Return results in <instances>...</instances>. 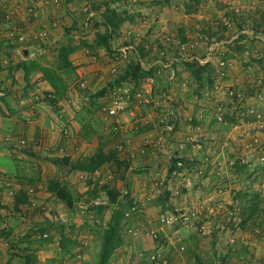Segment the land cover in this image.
<instances>
[{
    "label": "rangeland",
    "instance_id": "374dc122",
    "mask_svg": "<svg viewBox=\"0 0 264 264\" xmlns=\"http://www.w3.org/2000/svg\"><path fill=\"white\" fill-rule=\"evenodd\" d=\"M141 1L151 3L152 6L150 5L149 8L152 9L144 10L143 18L136 9L132 10L130 12L132 16L137 12L135 18L138 21L135 22L138 25L134 23L130 27V25L123 24L119 34L124 35L125 38L123 39L125 40H117L114 45L116 48H124L123 43L130 38L127 36L129 32L132 28L139 27V33H135L133 44L130 46L136 48L137 45H143L145 47L148 55L142 62L143 67L149 69L150 65L158 64L156 59L159 58L161 51L164 52L165 50L163 62L166 66L170 65V61L179 59V62L172 65V69L175 71V79L170 82V68L157 67L154 70L153 81L144 80L137 91L143 94L142 98L147 99L148 103H154L155 106L145 105L142 100H139L142 102L132 101L133 105L126 110L124 115L118 118L121 128L118 132L113 133L110 122L101 123L103 119H99L97 122L98 113L96 112L93 115L88 113L93 107L90 105L87 95L99 91L108 84L109 80H112L114 76L112 73H116L115 65L119 62L121 65L127 55L126 52L118 56L119 61L117 63L113 59L111 63L107 64L108 59L101 57V60L96 62L97 65L95 66L90 65L91 63L84 64L83 61L76 58L75 61L79 64L76 70L79 67H84V70L80 72V75L76 72V76H72L70 80H67L69 87L72 89V91L68 89L71 94L65 95L55 104H51L43 97L44 91L40 90L39 85L35 83L40 80L44 82L40 78V74L31 76L29 81L34 85L36 84V86L31 91L32 95L29 94L30 98L39 94L41 97L39 104L46 103L47 105L44 113L41 112L40 108V114L35 117L36 121L40 120V123H34V125L37 126L38 124L42 127L44 131L38 134L37 128H35L33 133L29 131L31 133L28 134L30 135L29 138H17L18 142L13 145L17 150L12 153V157H14L12 163L11 158H9L11 156H6L9 181L1 184L7 188V193L2 198L0 197V229H3V227L12 229L14 227L15 230L18 229V232H16V238L12 236L13 234L11 235L14 238L13 242L11 237L9 239L0 237V255L3 258L0 264H17V256L22 257V255L30 253V250H23L26 247L31 250L38 247L35 248L38 250L34 252L37 264H96V255L99 251V235V238L94 237V234L86 236L85 244L72 248V255L70 257L66 256L63 261L58 246L59 227L51 229L50 233L54 241L49 243H28L25 241L24 235H20L21 229L30 228L32 225H37L36 223L54 222L57 225L64 223L67 234L72 230L80 238L92 229L101 230L100 233H102V230L110 223L113 207L104 210L101 222L96 212L97 207L108 205L107 195L101 189V186L112 179V172L107 167L96 170L91 175L68 172L65 165L57 166L52 161L57 158H52L49 154L48 148L55 147V145L52 146L51 135L56 132L59 134V128L66 120L67 123L70 122L73 132L77 135V137H72L73 141L76 142V145L78 142L81 144L80 148L76 147L75 144L71 143V140V142L56 150L60 158L66 155L70 157L69 165L75 163L80 157L95 151L100 133L103 134V141L110 139L107 146L112 148L122 149L120 146H123L122 144L126 139L128 140L126 141L130 149L129 152L127 151L131 163L130 169L136 167L139 170L131 173L129 177L131 197L134 203H138L135 207L133 206L134 208L132 207L133 209H130L129 214H126L130 222L122 227L128 251L132 244L141 250L142 245H144L140 244L141 239L147 233L151 235L156 231H166L168 236H164V239H169L170 245L173 246L172 249H176L180 254L181 251L184 252L190 247L188 246V239L191 236L196 237L194 229H201V226L204 228L203 222L209 221L207 223L211 227L206 235L216 239L217 250L220 249L219 251H221V254L219 253L217 256L220 264L221 259H224L227 253L240 254L238 258L242 261V264L245 260L253 264L248 258L251 254L257 258L261 256L264 260V233H261V231L258 236L251 234V232L257 231L255 229L262 230L256 228V226L264 223L261 222L264 221V170H262L264 168V127H261L260 123L252 117L255 113L264 115V43H251L250 40H254V38L248 34L246 35L249 40L244 38L234 42L238 35L243 34L245 31L255 33L250 27H255L258 31H264V24L261 23L264 21L262 20L264 18H261L264 15V0ZM63 2V0H59V4L54 5L51 2L43 3L41 0H0V83L5 89L12 88L14 92L19 88L17 91L21 92L22 95L28 93L23 70L19 67L15 68L20 65L18 63L21 62V54L17 55L18 50H12L10 47L11 44H17L15 38L19 33L28 38L26 44H17L20 48L23 47L28 51L25 56L29 55L28 58L34 59L42 66L52 65L56 56L54 49H57L59 41H63L66 35H69V32L66 34L67 28L63 30L64 26H61L64 35L66 34L65 36L60 35L58 31L49 32L45 28V30L43 29L45 31L43 40L40 37L34 40H31V38L42 31L40 29L43 28L36 23L38 22L37 19L41 18H35L39 14L40 8L38 6L41 5L49 10L51 9L49 13L59 16L61 13L63 15L66 10ZM3 3H7L8 6L4 8ZM129 6H131L130 2ZM135 7L136 5H134ZM188 7L191 8L189 13L186 11ZM9 8L10 10H8ZM30 9H32L31 12H29ZM164 11L170 13V19L167 22H165ZM47 14L48 11L46 10L44 15ZM44 15L43 24L46 23ZM13 16L14 18H12ZM234 17L238 18L239 21H244L248 27L247 30H244L243 33L242 31L239 32L237 27L234 26ZM55 19L53 21H57ZM12 20L14 22L11 23ZM127 20L129 21V19ZM139 20H141V23ZM141 24L145 25L142 26ZM91 30L87 28L85 30V36L89 37L88 39H92L90 38ZM179 30L183 31L187 43L178 44ZM220 37L222 39H218ZM45 38L49 40L44 42ZM6 40H8L7 43ZM52 40H55V42H52ZM170 41L175 44H170ZM50 42L52 45H50ZM221 42L222 44L209 55L211 44ZM49 48L51 50H48ZM10 53H13V56L16 54V56H10ZM102 53L106 52L103 51ZM207 55L210 60L205 63L204 59ZM198 59L203 60L205 64ZM182 60L189 62L195 60L203 66L209 64L213 69L214 86L218 89L216 90L214 86L212 89L205 88L204 91L201 90L200 96L196 95L199 88L190 79L189 70L180 64ZM220 61H225L228 64L221 70L216 68L217 63ZM111 70H114V72H111ZM45 84L47 85V83ZM131 84L123 86L125 89H129L130 86H133ZM167 85L169 86L168 90ZM231 92H234V95H230ZM168 93L170 95L166 98ZM236 101L241 102V104L237 105ZM99 102H102V100H99ZM160 104H162V107H166V110L172 112L176 110L178 112L181 118L177 121L175 127H161V123L171 121V116L166 113L167 120L163 119V116L161 117L165 112L157 110V106ZM194 107H202L208 110L204 113L208 116L207 122H202L201 119H196L195 123L190 122V119H193L191 112ZM249 110L253 111L252 116L249 114ZM153 113L156 116H153ZM43 114L45 115L43 116ZM153 117H155L154 120ZM89 125L92 128H89ZM67 129L70 131L69 127ZM198 129L200 130L197 131ZM64 130L62 128L60 133ZM226 131L229 134L227 133L228 135L225 137L222 133H226ZM234 133L246 134L249 139ZM232 134H234L233 137ZM220 135L222 137H219ZM8 140H11L10 136ZM119 140L123 141L117 142ZM186 148L194 149L197 152L196 158L194 153L191 154V158L196 159L195 164L188 166L185 171H182L183 174H180L176 179L170 175L166 185L160 187L167 178L170 166L169 157H172L173 152H181ZM24 149H31V151L24 153L22 152ZM201 153L203 156L200 159L199 154ZM32 154L33 156H30ZM250 156L251 158H249ZM166 157L168 158L166 159ZM247 157L249 160H247ZM25 158L30 159V165L32 164L28 168L27 174L36 178L39 172L47 176L45 178H48L49 181L57 179L60 186L66 185L67 189L72 192L73 197L77 198L78 202L74 206L80 202L88 204L91 207L90 212L80 213L65 209L63 204L55 201L54 197H51L48 192H45L47 198L43 210H36L33 204L20 205L19 208H16L15 197L17 194L14 195L12 190L14 192L21 190L20 183L24 185L25 180L22 179L26 171L23 170L20 173L23 177H20V174L19 178L14 177V171H17L15 162H21ZM140 161L144 162V166L139 165ZM40 162L44 164V167ZM244 166L246 167L244 168ZM2 177L7 178L5 174ZM151 182L148 192L145 188H148ZM11 183L14 184V188L16 186L15 189L17 190H14L13 185L9 187ZM95 185L98 188V195L92 199L88 192L92 191ZM116 187L121 193L120 199H124L122 195L126 193V189L122 182H118ZM166 189L170 191L167 201L155 205L153 201L158 198L159 194L164 197ZM203 195H205L204 198L209 196L212 199L211 202L207 201L209 203L207 205L213 206V208L219 206V213L216 216H210L208 220H204L201 215V205L203 203L199 201H202ZM32 197L30 195V201L33 203L35 199L33 200ZM94 201L103 202V204L96 205L93 203ZM249 202H252V205L256 208L258 205V212L253 213L251 218L246 220L245 213L247 211L244 207H247ZM76 207L78 208V206ZM237 207H239L238 212L243 215L241 226L237 224V220L224 217V211L227 208ZM192 212L196 216L198 215V220L195 216L196 219L191 223V226L183 217L187 214L191 215ZM214 214H216L215 211ZM85 223L89 227L81 229ZM48 230L49 228L45 229V231ZM237 230L244 231L245 239L243 242L236 243L237 245H231L228 241L231 236H235ZM176 232L178 234L174 236ZM236 236L238 235L236 234ZM161 242L164 244L163 240ZM207 242L210 243L209 240ZM3 243L8 244L9 247L15 244L17 247L8 249V246L4 247ZM164 246L165 244H157L147 254L145 250L139 251L138 255L145 254L144 258L142 257L144 262L142 260L134 264H161L159 261H152L150 256L152 254L159 255L160 259L165 261L164 251L167 248L165 247L164 250ZM244 248L246 249L245 253L243 252ZM224 252L225 254H223ZM114 253L108 264H129V261L124 263L123 253L122 255L120 251ZM228 263L230 262L228 261ZM260 264H264V262Z\"/></svg>",
    "mask_w": 264,
    "mask_h": 264
},
{
    "label": "trees",
    "instance_id": "16d2710c",
    "mask_svg": "<svg viewBox=\"0 0 264 264\" xmlns=\"http://www.w3.org/2000/svg\"><path fill=\"white\" fill-rule=\"evenodd\" d=\"M113 2L114 0H111L110 2H106L107 4L106 11L101 15L100 24L103 25L105 28L103 32H101L100 30H97L94 33V37L92 39H88L86 37L81 36V38L78 39L79 42H77V40L75 39L76 36L74 35L73 31L78 30V28L77 26H75L77 24L76 21H74L75 19H73L74 22L72 26L67 28L66 30V34L69 32V35L65 34L66 35L65 39L59 43V45L56 47L57 49H54L56 56H55L54 61L52 62V65L49 64V66L48 65L42 66L34 60H28V61L21 63L17 67H15V68L19 67L23 70L24 79L26 82L29 81L28 79H30V75H35L38 73L40 74L39 75L40 78L45 83H47V85L51 89L50 91L43 92V95H44L43 97H45V99L49 101L51 104H55L56 102H58L59 99L63 98L66 95L68 88H69V84L67 83V80H70L72 76H76V67L78 65L76 66L74 65L73 55L75 52L85 51V50L88 52H92V55L94 56V61L96 63L101 60V55L98 52V50L103 49L106 51V54L108 55L106 56V58L108 59L107 64L111 63L113 59L115 63L119 61L118 56H121L122 52L120 48H116V49L113 48L112 41L114 39V36H117L119 34V31L121 30L122 25L127 21V19L132 20L134 18V16L129 15L130 13H128V11L130 10L131 12L132 10H134V5L138 4L139 1L137 0V2L132 3V0H129L131 4L130 9H129V6H127L128 4L123 5L122 7H118V6L112 7L111 4ZM186 11L187 13L191 12V8L188 7ZM14 16L16 15L14 14ZM14 16L12 18H14ZM261 18H264V15H262ZM90 20H92V18L89 19V21ZM234 20H235L234 26L237 27V30L239 32L247 30L248 27L246 26L244 21H239V19L236 17H234ZM12 22H14V20H12L11 23ZM261 23L264 24V21H262ZM250 28L254 30L255 32L254 34H258V33L264 34V31H258V29H256L255 27H250ZM127 36H129L130 38L123 43L124 47L128 48L126 50L127 55L124 57L121 65L119 64L120 62L115 65L116 73L115 72L112 73L114 75L112 80H109L108 84L102 87L99 91L87 95L90 105L93 107V109L88 111L90 115H93L94 113L97 112L98 115L102 116V118L105 117L104 107L109 104L110 98H112L111 93L113 92L114 89L115 90L119 88L123 89L124 88L123 85L132 83L131 85L133 86H130V88L128 89L127 95L130 98L134 99L136 92L140 89L141 82L146 80L148 77L154 78V75H155L154 70H156V68L159 66L162 67V65L158 63V64L150 65L149 69L144 68L142 65V62L145 58H147L148 52L146 51L143 45H137L136 48L130 46L131 44H133V38L135 37L134 33L129 32ZM178 36H179L178 44L187 43L186 42L187 38L184 37L185 35L182 30H179ZM244 38L248 39V36L244 33L240 34L238 35V37L236 38L234 42L240 41L241 39H244ZM218 39H222V38L220 37ZM45 40L47 42L46 38L44 39V42ZM5 42L7 43L8 40H6ZM250 42L253 44H257V43H260L261 41L254 38V40H250ZM170 44H175V43L170 41ZM50 45H52V43ZM10 47L12 50H19V51L22 50L20 46L17 44L15 45L11 44ZM48 50H51V48H49ZM164 53H165V50L164 52L161 51L159 58H157L156 60L164 61ZM180 64H182V66L184 65V67H186L189 70L190 79L194 83L197 84L199 89L198 91H196V95L200 96L201 90L204 91L205 88H208V89L213 88L214 83H215V78L213 76V71H212L213 69L209 64L204 65V66L199 65V63H197V61L195 60L191 62L182 60ZM112 71L113 70H111V72ZM168 89H169V86L167 85V90ZM3 90L7 91L6 89H3ZM169 95L170 93L167 94L166 98H168ZM5 97H3L2 99L4 100ZM99 100H102V102H99ZM146 105L155 106L154 103H148ZM157 108H158L157 109L158 111L165 112L164 115H161V117L163 116V119L167 120L166 113H169V115L171 116L170 117L171 121H169L168 123L166 122L161 123V127H164V128L168 126L175 127L176 124L178 123L177 121L179 120L178 112H176V110L175 112L166 110V107H162V104L158 105ZM174 116H176L175 120H174ZM192 116H193L192 117L193 119H190V122L195 123L197 118L196 116L193 115V113H192ZM116 120H118L116 117H110L106 120L103 119V122L105 121L110 122L109 124H111V127H112L111 131H113V133L118 132L119 129L121 128L119 123ZM88 127L92 128L90 127V125ZM67 128L68 127H65L64 129L68 130ZM70 134L71 132L64 133V131H62L61 133V135L64 137H67ZM109 140L110 139L103 141V134L100 133L98 135L97 146H96L95 151L89 155L80 157L75 163H70V165H69L70 157H68L67 155L61 158L52 160L53 162L56 163L57 166L65 165L67 167L68 172H80V173L91 175L96 170L103 169L106 167L108 168L109 171L112 172V175H113L112 179L108 181V183H105L101 186V189L105 191L107 195L106 197H107L108 205L97 207L98 209L96 212L99 215L100 222H101L104 210L109 207H113L112 216L110 217V221H109L110 223L105 229L102 230V233H100L101 230H98V229H92L90 232L87 231L88 235L94 234V237L97 238L98 235L100 237V238L98 237L100 240H99V251L97 252V255H96L97 257L96 264H108V262H110V260L112 259L111 257L114 256L115 254L114 252H117L121 247L126 245L125 235H123L122 227L124 224L130 222V219L127 218L126 214H129L130 209L133 206L135 207L136 203H138V202L134 203L131 197L132 196L131 192H130V188H131V183L129 180L130 174L135 173L136 171L138 172L139 170H137L136 167L133 169H130L131 163L129 162V159H128L129 158L128 152L130 150L129 146L127 145L128 140L126 139L127 141L125 140V142L122 144L123 146H120L122 149H117V147L112 148L110 146H107L108 145L107 142ZM6 141H9V140H6ZM122 141L123 140H119L117 142H122ZM187 150H190V149L186 148L181 152L175 151L172 153V157H169L170 166L168 168L167 178L161 184L160 187L166 185L167 180L170 178V175L171 177L176 179L180 174H183L182 171H185V169H187L188 166H193L195 164L194 161L196 159L191 158V156L188 153L189 151ZM121 154L124 155V157H122ZM167 158L168 157H166V159ZM139 165L144 166V162L140 161ZM262 170H264V168H262ZM39 179L40 178H37L36 180H30V182L32 183V185H34L35 183L40 181ZM118 182H122V184L124 185L126 189V193L122 195L124 199H120L121 193H119L116 187ZM151 184L152 182L149 183L148 188L147 187L145 188V190H148V192H149V188ZM45 188L47 189L50 196L54 197L55 201L61 202L70 211H72L71 209H73L74 204L78 202L76 200L77 198L73 197L72 192L67 189V186L66 185L60 186V183L57 179H51V181L48 180ZM34 193L32 194L33 196L32 198L33 200L35 199L36 203L35 202L32 203L30 201L31 200L30 195H27V192L25 190L23 189L20 190L18 195H16L15 197L16 208H19L20 205L33 204V206H35V209H37L38 200L35 197L36 195ZM169 193L170 191L166 189L164 197L161 196V194H159L158 198L155 201H153L154 204L158 205V204L163 203L164 201H167V198L169 197ZM88 194L90 195V198L92 199L97 197L98 195L97 186L95 185L92 191L88 192ZM252 204H253L252 202L251 203L249 202V205H247V207H244L246 208L245 210L248 212V213L247 212L245 213L246 220L250 219L253 213L255 214L258 212V205L256 208ZM132 214H133V211H132ZM261 222H264V221H261ZM46 226L49 229H52L55 227L60 228V230L58 231V235H59L58 246L60 247L59 253L61 252L62 254L60 255L62 261H63V258H65L66 256L70 257L72 255V248L76 247L77 245L83 246L84 243H81L80 238H78L79 235L78 234L75 235V233H73L72 230H70V233H68L70 234V237H68V234L65 230L64 223L57 225V223L48 222ZM86 227L88 228L89 225L85 223L82 225L81 229H85ZM256 228L264 230V223L258 224ZM255 230H258V229H255ZM35 232L37 233H34V234L39 235L38 239L37 238L34 239L38 243H43V242L49 243L53 241V237H49V235L47 236V234L45 233L44 227L39 228V230ZM152 234L155 237L154 240H156L157 238L159 239V234H157L158 236L154 233ZM253 234L258 236L259 233L254 232ZM11 235H12V229L10 227H7V228L3 227V229H0L1 238L9 239ZM30 237H31L30 235L25 237V241L28 243H33L30 241ZM11 241L13 242L14 239H11ZM163 241L165 244L163 249L164 250L166 248L168 249V247L171 246L169 243V239H165ZM176 241H177V238H176ZM161 244L164 245L163 243ZM188 246L190 247L184 250V252L181 251L180 254L189 255L190 253L197 259L198 262H200V258L195 252L196 247L193 245V241H191V243L189 242ZM16 247L17 245L14 244L13 246L11 245L10 247L8 246V249L16 248ZM28 248L26 247V249H23V250L24 251L30 250V253L25 254L24 256L22 255V257L16 255L18 259L17 264H37V259L34 253L35 251H37V249L31 250ZM173 250H175L176 254H178V251H176V249H173ZM243 252L244 253L246 252L245 248L243 249ZM144 255L142 254L138 255V253H134L131 250L130 252H128L129 264H134L142 260H143L142 262H144V259H143ZM226 257H224V259H221L222 260L221 264H232L231 262L228 263ZM244 264H250V263L246 262L245 260Z\"/></svg>",
    "mask_w": 264,
    "mask_h": 264
},
{
    "label": "crops",
    "instance_id": "0c3cea01",
    "mask_svg": "<svg viewBox=\"0 0 264 264\" xmlns=\"http://www.w3.org/2000/svg\"><path fill=\"white\" fill-rule=\"evenodd\" d=\"M63 1H64L63 5H64V8L66 10H65V13L63 15L61 13L59 16L54 14V13H49L51 9L49 10L48 8H44V6L42 7L41 5L38 6L40 8L39 9V14H37L38 16H35V15L34 16H35V18L41 17V18L37 19L38 22H36V23L39 24V26L41 25L43 27L40 30H43V29L45 30V28H46V29H48L49 32L58 31L60 33V35L65 36L63 30L66 29V28L71 27L73 22L76 21L77 24L76 25L74 24V25L77 26L78 30H75L76 32L74 31V35L76 36V37L75 36L74 37L77 40V42H79L78 39H80L81 36L82 37H86L85 36L86 28L87 29H92L90 38L94 37V33L97 30H100L101 32H103L105 30L104 26L100 24V20H101V15L106 11V5H107L106 2H110L111 0H63ZM120 2L122 4H120ZM143 3H145V4H143ZM150 4L151 3H147L145 1H141L140 0L139 3L136 4V7L134 9H136V11L138 12V14H140L141 17L142 16L144 17V10L152 9V8H149ZM111 5H112V7L113 6L122 7L123 5L129 6V0H114V2ZM151 6H152V4H151ZM129 9H130V6H129ZM46 10L48 11V14L44 15ZM136 11H134V12H136ZM137 12H136V14H137ZM139 12H141V13H139ZM128 13H130V10L128 11ZM164 13H165L164 16H165V19H166L165 22H167L170 19L169 18L170 17V13H169V11L168 12L164 11ZM136 14H134V18L132 20H129V21L127 20L124 23V25L125 24L126 25H130V27H131V24H134V23L138 25V23H136L138 21V19L135 18ZM43 15L45 16V20H46V23H44V24L42 23L43 22L42 20H44L43 19L44 18ZM55 18H57V19H55ZM83 18H85V19H83ZM91 18H92V20L89 21V19H91ZM54 19L57 20V21H53ZM73 19H75V20L73 21ZM34 21H35V19H34ZM139 22L141 23V20H139ZM144 25L145 24H143L142 26H144ZM61 26H64L63 30L61 29ZM138 29H139V27L135 28V29L132 28L130 33H134V35H135L136 32L139 33ZM86 38H89V37H86ZM123 38H125V37L122 34L121 35L118 34L117 36H114V39L112 41L114 49H116V47L114 45L115 41L121 40ZM48 40L49 39L47 38V41ZM55 40H52V42H55ZM123 40H125V39H123ZM60 42L61 41H59V43ZM21 49L22 50H20V51L16 50L17 51L16 52L17 55L21 54V62L18 63V64H21V63H23L25 61H28V60H34V59H31V58H28L29 55L28 56L24 55L23 47ZM103 51H105V50H103V49H99L98 50V52L100 53L101 57L105 58L108 55L106 53H102ZM16 54L13 56V53H10V56L15 57ZM73 57H74L73 59H74V65L75 66L79 65L75 61L76 58H79V60L83 61L84 64L86 63L88 65V64L91 63L90 65H94V66L97 65V63H95V61H94V56L92 55V52H88L86 50L85 51H78V52L74 53ZM13 66H14V64H13ZM83 70H84V67L83 68L79 67L76 70V72H77L78 75H80V72L83 71ZM31 76H33V75H30V79H31ZM30 79H28V80H30ZM35 83L39 85V89L40 90H43V91H50L51 90L50 87L48 85H46L44 82H42L41 80L40 81H36ZM26 84H27L26 87H27V90H28L27 95H22L21 92H18L17 90H19V88H17V90L14 91V92H13L12 88H9L8 90L6 89L7 90L6 91L7 94H6L5 99L1 100V103H2V106H3V112H2V115H0V197L1 198L4 195H6V193H7L6 192L7 188L3 187V185H1V184H2V182H8L9 181L8 180V178H9L8 177V170L6 169V161H7V157H9V156H11V157H9V158H11L10 159L11 163L13 162L12 160H14L13 159L14 157H12L13 156L12 153H14V151L17 150V149H15V146H13L14 144H16L18 142L16 139L19 138V137L29 138L30 135H28V134L33 133L35 128H37V133L38 134L41 133V132L43 133V131H44L42 129V127L38 126V124L36 126V125H34V123L35 122L40 123V120L36 121L35 117L40 114V110H39L40 108H41V112L44 113L47 105H46V103L45 104L44 103L39 104V103L33 102V99L30 98L29 94L32 95L31 91L33 89H35L34 87L36 86V84L34 85L30 81H27ZM0 88H4L5 89V87L1 86V83H0ZM68 89H70V91H72V89L70 87ZM70 91H68L66 96L71 94ZM201 106L203 107V105H201ZM202 107L201 108H198V107L195 108L194 107V109L191 112V114L193 113V115L196 116V118L198 120L201 119L202 122H205V121L207 122L208 121V119H207L208 116L205 115L204 113L206 111H208V110L207 109H203ZM169 111H171V110H169ZM44 115L45 114H43V116ZM153 116H156V114L153 113ZM180 118L181 117H179V120H180ZM39 119H41V117H39ZM99 119L100 120L103 119L101 115H98L97 121H99ZM154 119H155V117H153V120ZM175 119H176V116H175ZM64 121H65V119H64ZM102 122H103V120H101V123ZM65 127H69L70 128V132H71V134L69 136H67V137L62 136L61 133H60V130L62 128H65ZM199 130L200 129H198L197 131H199ZM29 131H31V133ZM227 133L228 132L226 131V133L223 132L222 134H223V136L226 137L229 134V133L228 134ZM38 134H37V136H38ZM234 134L235 135H240L242 137L245 136L244 138L249 139V137H247L248 135H246V134H236V133H234ZM234 134H232V137H233ZM8 136L11 137V140L6 141V138ZM74 136L77 137V135L73 132V128H71L70 122L67 123V120H66L65 123H63L62 126L59 128V134L56 132V133H53V135H51V138H52L51 139V143H52V146L55 145V147L54 148L53 147L52 148L49 147L48 151L50 152L49 154L52 156V158H60L57 155L56 150L59 149L61 146L71 142V140H72L71 143L75 144L76 142L73 141L74 139L72 138ZM219 137H222V135H220ZM75 146L80 148L81 144H79V142H78L77 145L75 144ZM29 151H31V149L22 150V152H24V153H27ZM187 151H189L188 153H189L190 156H191L192 153H194L195 155L197 154V152L194 149H190V150H187ZM33 152H35V151H33ZM16 153H18V152H16ZM201 154H199V156H201L200 159L203 156V154L202 155ZM30 156H33V154L30 155ZM55 156H58V157H55ZM196 157H197V155L195 156V158ZM249 158H251V156ZM249 158L247 157V160H249ZM29 160L30 159L27 160L25 158L21 162H15L17 171L16 170L14 171V177H18L19 178V174L23 170L26 171V173H24L25 174L24 178L22 179V180H25V182L23 183L24 185H22L20 183L21 190L22 189L25 190L27 192V195H28V191L30 189H33L34 192L36 193V194L35 193L34 194L36 195V198L38 200L37 201L38 209H36V210H40V209L43 210L44 202H45V199L47 198V196L45 195L46 194L45 192H48L46 190V188H45L46 184L48 182V178H45L47 176H45L42 173L40 174L39 172L37 173L36 178L34 176H30L29 174H27L28 168L31 167V165H32V164L30 165L31 162ZM15 161H17V160L15 159ZM11 163H10V165H11ZM39 165H38V167H39ZM41 165L44 167V164L41 163ZM245 167L246 166H244V168ZM4 174H5V177H7V178L2 177ZM20 177H23V176L20 174ZM37 178H40L39 179L40 181L35 183L34 185H32L30 180H36ZM12 185H13V188H14V184L13 183H11L9 185V187L10 186L12 187ZM33 186H35L36 188L33 187ZM15 188H16V186H15ZM15 188H14V190H17ZM12 192L14 193V195H15V193L18 195V193H19L18 191L14 192L13 190H12ZM9 193H11V192L9 191ZM204 197H205V195L202 196V201L200 200L199 202H202V203L205 202V206L209 207V206H207V203H208L207 201L209 199L207 201H206V199L210 198V197L209 196H207V198H204ZM63 207L66 209V207L64 205H63ZM144 218H146V217H144ZM207 222H209V221H207ZM207 222H205V221L203 222V225H204L203 230L202 229H194L196 237H192L191 236L188 239V241L190 243H191L190 240L193 241V245L196 247L195 252L199 256L200 262H198L197 259L193 255H191L190 253H189V255L176 254L175 250L172 249L173 246L171 245L170 247H168V249H166L164 251V258L168 260V264H207V263L212 264L218 259L217 256H218L219 253L221 254V251H219L220 249L217 250V245H215L216 244V241H215L216 239L215 238L212 239V236L209 237L208 235H206L208 229H210V227H211L209 225V223H207ZM36 224L37 225H32L30 228H26L24 230L21 229L20 230V235L23 234L24 237H27L28 235H30L31 236L30 237V241L31 242H37L34 239H36V238L38 239L39 235L38 234H34V233H37L35 231H38L39 228H42V227H44L45 229L48 228V227L46 226L47 222H45V223H36ZM50 231H51V229H49L48 231H45V233L47 234V236L49 235V237H52V234L50 233ZM146 231L148 232V230H146ZM16 232H18V229L15 230V228L13 227L12 228V234H13L12 236L14 238H16L15 236H17ZM154 234H156V235L159 234V239L157 238L156 240H154L155 239L154 235L151 236V235H149V233H147V235L143 236L144 239L143 238L141 239L142 242L140 244H144V245H142L141 250H139V248L137 246H134V244H132V246L129 247V251H128L126 245L121 247L117 252L120 251L121 255L123 253V261H124V263L126 261H129L128 252H130L131 250L134 253H139V251L145 250V252L147 254V253L150 252V250L152 251L157 246V244H161L162 240H165L164 236H168L166 231H164V232L163 231L162 232L161 231H156V233L154 232ZM177 234H178L177 232L174 233V236H177ZM68 237H69V234H68ZM14 238H12V239H14ZM208 240L210 241V243L207 242ZM155 244H156V246H155ZM260 244L262 246L261 242H260ZM35 248H38V247H35ZM35 248H33V249H35ZM217 251H218V253H217ZM125 252H127V254H125ZM223 254H225V252ZM226 255H227V257H226L227 260L229 262H231L232 264H242V261L238 258V256H240V254L227 253ZM250 257H251V259H250ZM248 258L251 261V263H253V264H260V263L264 262V260H262L261 256L257 258L256 256H253V254H251ZM1 260H3L2 255H0V261ZM196 262H198V263H196Z\"/></svg>",
    "mask_w": 264,
    "mask_h": 264
},
{
    "label": "built area",
    "instance_id": "2783aa9c",
    "mask_svg": "<svg viewBox=\"0 0 264 264\" xmlns=\"http://www.w3.org/2000/svg\"><path fill=\"white\" fill-rule=\"evenodd\" d=\"M41 1L43 3L51 2L54 5H58L59 4V0H41ZM135 2H137V0H132V3H135ZM7 6H8L7 3H3V7L4 8H6ZM8 10H10V8ZM31 11H32V9L29 10V12H31ZM10 16H12V15L10 14ZM242 33H243V31H242ZM244 33L248 34V35H250V37L258 39L262 43H264V34H262V33L254 34L253 32H249V31H245ZM20 34L21 33H19L16 36V38H15L16 43L17 44H26V42H27L26 40L28 38L23 36V34H21V35ZM43 36H45V32L44 31H39L38 33L35 34V36H33V38H31V40L38 39L39 37L42 39ZM182 44H185V43H182ZM220 44H222V42L221 43H216V44H211V46L209 48V55H211L212 52L214 51V49H216ZM127 49H128L127 47L120 48L122 53H125ZM209 60H210V57L207 55V57L204 59V62L208 63ZM199 61L201 63H204L203 60H199ZM176 62H179V59H174V60L170 61V65L166 66V64L163 61H157V63H160L163 67L170 68V73H169L170 82H171V80L175 79V73H174L175 71L172 69V65L174 63H176ZM226 65H228L227 62L220 61V62L217 63L216 68L221 70ZM112 72H114V70ZM146 80L151 82V81H153V77H148ZM214 88L216 90L218 89V87H216V86H214ZM3 89L4 88H0V115L3 112V106H2L1 100L7 94L6 91L3 90ZM127 94H128V89H125V87L123 89L119 88V89H116V90L114 89L113 90V92L111 93V97L112 98H110L109 104L104 107V111H105V117H103L104 120H106V119H108L110 117H116L118 119L121 115H124L126 110L129 109L133 105L132 101L137 100L138 102H142L143 101L144 103H148L147 99L142 98L143 94L141 92H137L135 94V96H134V99L130 98ZM230 95H234V92L233 93L231 92ZM32 99H33V102H35V103H39L41 101V97L39 96V94H36L35 96H33ZM139 100H142V101H139ZM236 102H237V105L241 104V102H238V101H236ZM234 109H236V107H234ZM249 114L252 116L253 111L249 110ZM252 117H254L258 121V123H260L261 127H264V115H262L261 113H255V114H253ZM116 121L118 122V120H116ZM69 132H70L69 130H64V133H69ZM8 137L6 138V140H8ZM33 193H34L33 189H30L28 191L29 195H32ZM207 200H208V202L212 201L211 198H207L206 201ZM93 203L96 204V205L103 204V202L101 203V202H98V201H94ZM203 204L201 205V215H202L204 220H208V218L210 216H216L219 213V206H217L216 208H213V206H209V205H207L209 207H206L205 206V202ZM207 204H209V203H207ZM76 206H78V208ZM76 206H74L73 209H71V210L72 211H77V212H80V213H89L90 210H91V207L88 204H85V203H81L80 202ZM214 211L216 212V214H214ZM238 211H239V207H237V208H227L224 211V217L227 218V219H235V220H237V222H238L237 224H240V226H241L243 215L240 212H238ZM190 214L191 215H188V214L185 215L183 217V219L186 222H189V224L191 225V223H193V221L196 219L195 218L196 215H195L194 212H192ZM196 217H197V220H198V215ZM198 224H200V223H198ZM195 229H199V228H195ZM201 229L203 230L202 226H201ZM243 232L244 231H241V230L235 231V233L238 236H236V234H235V236H231V238H230V240L228 242H230L231 245H233V244L235 245L238 242H243V240L245 239ZM260 232H261V230L255 231V233H260ZM253 233L254 232H251V234H253ZM261 233H264V230H262ZM85 239H86V234L84 236L80 237L81 243L85 244ZM3 246H7V245L3 243ZM150 258H151L152 261H158L160 256L159 255H152V256H150ZM162 263L166 264L167 262L166 261H162ZM212 264H220V262L218 260H216Z\"/></svg>",
    "mask_w": 264,
    "mask_h": 264
},
{
    "label": "clouds",
    "instance_id": "9594fccd",
    "mask_svg": "<svg viewBox=\"0 0 264 264\" xmlns=\"http://www.w3.org/2000/svg\"><path fill=\"white\" fill-rule=\"evenodd\" d=\"M21 48H22V47H21ZM23 50H24V48H23ZM144 104L146 105V104H148V103H144ZM85 233H86V232H85ZM86 236H88V233H86ZM80 241H81V240H80ZM152 255H154V254H152ZM152 255H151V256H152ZM158 261H159V263L163 264L162 261H164V260H161V259L159 258ZM165 261L167 262L166 264H168V260L165 259ZM154 262H155V261H154Z\"/></svg>",
    "mask_w": 264,
    "mask_h": 264
},
{
    "label": "water",
    "instance_id": "95a60500",
    "mask_svg": "<svg viewBox=\"0 0 264 264\" xmlns=\"http://www.w3.org/2000/svg\"><path fill=\"white\" fill-rule=\"evenodd\" d=\"M24 55L28 54V51L26 49L23 50Z\"/></svg>",
    "mask_w": 264,
    "mask_h": 264
}]
</instances>
